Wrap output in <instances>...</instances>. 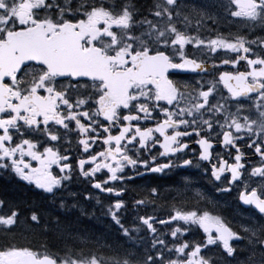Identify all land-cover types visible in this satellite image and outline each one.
Masks as SVG:
<instances>
[{"label": "snow or ice", "instance_id": "1", "mask_svg": "<svg viewBox=\"0 0 264 264\" xmlns=\"http://www.w3.org/2000/svg\"><path fill=\"white\" fill-rule=\"evenodd\" d=\"M223 7L244 28L264 31V0H228ZM193 17L198 28L204 20L215 22L212 13L185 0H154L147 15H141L134 0H0V170L53 198L78 170L91 178L92 187L120 197L126 189L110 182L132 179L127 169L136 175L164 173L192 165L185 150L198 151V161L211 166V178L226 182L217 191L229 192L234 182L243 183L239 199L253 206L261 221L244 226L247 235L242 237L206 209L173 206L167 219L138 216L152 234L142 257L135 251L98 255L80 236L79 244L56 251L47 243L5 241L0 243V264H212V256L202 253L210 245L222 247L235 264H264V52L252 47L264 49V37L196 38L177 26L187 28ZM188 44L213 54L234 53L220 64L237 70L220 72L207 86L200 79L192 85L170 78L175 72L209 70L205 60L185 54ZM241 61L245 70L237 68ZM72 132L77 134L76 156L63 147L71 143ZM193 136L198 149H189L192 141L184 139ZM214 143L234 162L217 152L213 163ZM241 144L260 158L249 173L261 178L256 187L241 179L250 162ZM102 172L105 178L97 179ZM158 194L151 188L148 201L134 203H154L151 197ZM123 206L117 199L108 214L132 240L140 228L121 222ZM6 207L0 200V210ZM156 223L171 226V242L157 235ZM22 225L64 235L58 217L42 223L32 211L21 221L16 208L0 211V232L13 235ZM197 229L201 240L185 238ZM241 239L250 251L236 260L237 246L230 241Z\"/></svg>", "mask_w": 264, "mask_h": 264}, {"label": "flooded vegetation", "instance_id": "2", "mask_svg": "<svg viewBox=\"0 0 264 264\" xmlns=\"http://www.w3.org/2000/svg\"><path fill=\"white\" fill-rule=\"evenodd\" d=\"M225 22H234L235 18H232L229 14L225 17ZM224 22V23H225ZM236 23V22H235ZM240 24V23H238ZM243 26L242 24H240ZM230 34L222 35L219 32L214 31L212 34H206L205 36L196 37L204 40H209L216 38L218 35L224 36L227 39H232L238 34L246 36V39H256L258 37H264V31L257 28L255 31L252 29H246L242 27V30L237 32L235 29H231ZM237 32V34H236ZM259 52H264V49L257 48L256 45H252ZM185 54L190 58H196L198 60H205L206 67L208 71L205 73L189 72H175L170 78L177 80L181 83H189L194 85L197 79H200L205 86L207 82L211 80H218L219 73L222 71L235 72L237 69L233 68L231 65L220 64V60L225 57L234 58V53H225L224 50H218L217 53L213 54L209 52L204 46L193 47L192 44L185 46ZM213 63L218 65L213 67ZM239 70H245L246 65L244 61H241L237 66ZM221 91L227 95L225 89L222 85L218 86ZM148 123H152L149 121ZM63 131V130H61ZM76 133L72 132L68 134L70 139V144H64L63 147H69L71 149V155L76 156L78 154V145L76 143ZM185 140L192 141L189 144V149H198V145L194 143L195 137H185ZM155 151V149H153ZM187 156L184 158H189L193 160V164L190 166L177 167L171 170H165L164 173H144L143 175H136L127 169L126 172L132 176V179H127L123 182H110V184H117L126 189L122 196L117 197L114 194L101 192L99 189L92 187L91 178H85L78 174V170L73 173V178L70 181H65L64 186L58 190V195L53 198L50 194L44 193L42 190L37 189L34 185L27 184L24 181L19 180L14 173L5 172L0 170V200H3L7 207L0 210L7 212L11 205L9 203V198L12 195L13 190L23 189V193L26 195L31 194V198L37 203H40V211H48L49 215L53 217H58L60 222L63 220H69V216H74L77 218H83L85 216L93 215V208L96 209V204H103L102 199H122L124 201V206L121 208H126V214L129 215L130 221H128L129 226L132 228L140 226L138 216L140 215H151L157 219H167L172 212L173 206L176 207H187V208H200L206 209L211 213L220 216L234 231L239 233L242 237L246 236L247 233L244 232V226H251L261 221V216L258 211L250 205L243 204L239 199V192L244 190L243 183L234 182L230 187L229 192L217 191V186H227L226 182L215 181L211 178L210 165L205 161H198V151L192 152L190 150H185ZM232 155H235V150H230ZM241 151L246 155L244 159L250 161L245 164L244 175L242 176V181L247 182L250 187H256L260 182V177H251L249 175L252 166H259L260 158L253 154V149H249L246 145L241 144ZM220 152L226 160L229 162H234L229 157L228 151H225L218 143H214L213 148V163L216 162V153ZM146 155V154H145ZM141 158H144L142 156ZM34 163V162H33ZM199 163L202 167H196ZM207 167L208 171L205 173L204 168ZM58 171V169H54ZM144 172L143 168L140 169ZM106 173H97V179H104ZM225 176L230 175L229 173H224ZM151 188H156L158 190V195L156 197H151L153 202H146L145 205H136L135 200L145 198L146 201L150 198ZM5 190V193H4ZM200 195H197V194ZM62 194V195H61ZM61 195V196H60ZM201 196L203 198H201ZM64 202V207H60V201ZM26 209V208H25ZM120 209V210H121ZM147 210V212H146ZM25 219V217H24ZM23 219V221H24ZM62 221V222H63ZM28 223H31L28 221ZM176 222H172L174 226ZM128 226V227H129ZM143 226V225H141ZM157 228L159 234H168L170 232V225H161L156 223L154 225ZM35 229H25L24 226L21 228L23 235L32 234ZM142 233H133V235ZM165 236V235H163ZM162 236V237H163ZM203 233L201 230H193L186 234L185 238L195 239L197 241L201 240ZM116 241H120L123 244L122 248L132 249L137 252L139 250V241L144 240V234H142L136 244L129 240L124 235L118 234V238L114 237ZM166 241L171 242L169 238H165ZM103 242V246L99 247L96 243L90 240L97 249L106 246L107 242L103 239H99ZM5 241H10V235L1 232L0 243ZM230 243L237 246V252L234 253L236 260H242L248 252L250 251L246 239H241L239 241L233 240ZM223 248L218 245H210L207 249H202V253H207L212 256V263H235L232 257H228L223 254ZM225 259V261H223Z\"/></svg>", "mask_w": 264, "mask_h": 264}, {"label": "trees", "instance_id": "3", "mask_svg": "<svg viewBox=\"0 0 264 264\" xmlns=\"http://www.w3.org/2000/svg\"><path fill=\"white\" fill-rule=\"evenodd\" d=\"M134 3L140 9L141 15H144L150 9L151 0H134ZM5 193V190H4ZM31 194L28 193L26 195L23 193V189L13 190L12 195L9 198V203L12 208H16L21 213V218L27 217L32 211H36L42 218V223L45 221L51 220L53 216L49 215L48 211H40L39 206L40 203H37L34 199H32ZM26 208V209H25ZM69 220H62L61 225L64 229V235L62 236L60 233L49 231L47 233L42 232L39 228H35L32 234L28 235H19L13 236L11 235V240L14 243L18 244H39V243H47L49 247L53 250H63L66 244H79V240L77 237L84 236L87 237L89 242L90 240H96L97 238H103L106 240L107 244L100 250L107 255H116V254H124L126 252V248H122L123 244L120 241H116V239L110 238L108 236L107 231L101 227V222L99 219L83 217L77 218L74 216H69ZM88 247L90 249L96 250V247L93 246L92 243H89ZM98 254V251H97Z\"/></svg>", "mask_w": 264, "mask_h": 264}, {"label": "rangeland", "instance_id": "4", "mask_svg": "<svg viewBox=\"0 0 264 264\" xmlns=\"http://www.w3.org/2000/svg\"><path fill=\"white\" fill-rule=\"evenodd\" d=\"M226 3H228V0L226 1ZM208 12V11H207ZM138 237H139V235L138 236H134V238L132 239V241L135 243V242H137L138 241ZM146 237V239H145V241H146V243H147V245L149 246V242H148V240H149V237H151L150 236V233H147V235L145 236ZM94 243H96L97 244V242H98V244L100 245V246H103V242H101L98 238L95 240V241H93ZM139 242H141V241H139ZM90 243H92L91 241H90Z\"/></svg>", "mask_w": 264, "mask_h": 264}]
</instances>
